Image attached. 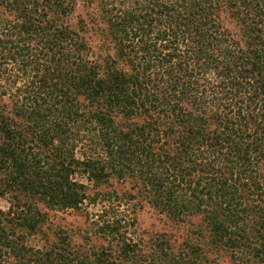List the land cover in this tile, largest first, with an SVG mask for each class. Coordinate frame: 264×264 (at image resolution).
Masks as SVG:
<instances>
[{
    "label": "trees",
    "instance_id": "16d2710c",
    "mask_svg": "<svg viewBox=\"0 0 264 264\" xmlns=\"http://www.w3.org/2000/svg\"><path fill=\"white\" fill-rule=\"evenodd\" d=\"M0 182V264H264V0H0ZM113 197L174 233L115 204L114 252L21 231Z\"/></svg>",
    "mask_w": 264,
    "mask_h": 264
},
{
    "label": "rangeland",
    "instance_id": "374dc122",
    "mask_svg": "<svg viewBox=\"0 0 264 264\" xmlns=\"http://www.w3.org/2000/svg\"><path fill=\"white\" fill-rule=\"evenodd\" d=\"M78 179L84 181L82 178ZM132 181L131 179L120 181L114 179L110 186H102L98 191L109 190L110 192L118 193L120 196H125L130 193L136 194L135 190H133L134 183ZM15 194L17 193L10 191L8 193H3L0 182L1 211L8 210L10 201ZM120 201L121 202L117 201V198L114 197L110 199V201L103 199L102 201L98 200L95 204L89 203L90 201L86 200L85 204L81 206L80 209H67L64 211L49 210L51 217L40 231L33 232L25 229H21V231L26 236L27 244L37 249L65 243L71 246V248L87 253L101 248H112V252H114L117 238L102 232L100 229L102 225L98 216L99 214L102 215L103 211L105 213L107 210V207L104 208L105 205L109 206L110 204H115L117 211L122 213L125 219L133 224V226L128 228L129 231L136 229L138 233L146 234V232L166 229L173 232L171 230L173 226L170 224V228H168L165 225L164 216L147 203L146 200H143V198H126ZM40 206L43 208L42 204H40ZM189 221H192L196 225L200 223L199 216L192 217ZM64 236L65 240L62 239ZM208 258L210 260H215V262L217 261L219 264H226L230 259L228 253L219 251L210 253ZM90 261H92V258ZM88 264L91 263L89 262Z\"/></svg>",
    "mask_w": 264,
    "mask_h": 264
}]
</instances>
